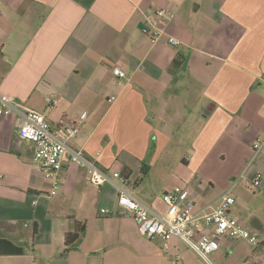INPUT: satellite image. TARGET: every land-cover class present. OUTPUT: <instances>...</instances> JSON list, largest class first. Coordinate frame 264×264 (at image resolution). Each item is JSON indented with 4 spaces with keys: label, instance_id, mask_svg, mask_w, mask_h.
<instances>
[{
    "label": "crops",
    "instance_id": "crops-1",
    "mask_svg": "<svg viewBox=\"0 0 264 264\" xmlns=\"http://www.w3.org/2000/svg\"><path fill=\"white\" fill-rule=\"evenodd\" d=\"M159 7L176 12L165 29L179 46L151 40ZM115 68L128 74L121 85ZM0 93L53 124L83 120L73 146L106 171L129 169L133 194L155 210L168 191L210 210L232 190V213L263 244L222 242L216 258L264 264V154L254 151L264 140V0H0ZM19 126L16 114L0 116V264H203L177 238L144 237L115 189L77 164L65 163L51 196ZM147 160L187 173L174 170L177 181L149 196L133 169ZM76 223L86 232L65 253Z\"/></svg>",
    "mask_w": 264,
    "mask_h": 264
},
{
    "label": "built area",
    "instance_id": "built-area-1",
    "mask_svg": "<svg viewBox=\"0 0 264 264\" xmlns=\"http://www.w3.org/2000/svg\"><path fill=\"white\" fill-rule=\"evenodd\" d=\"M177 14L174 10L159 7L148 18L152 29L153 42L167 36L168 43L179 46L181 41L169 35L166 25L172 23ZM163 23L164 25H162ZM113 74L121 85L128 74L115 68ZM115 97L109 99L114 101ZM56 101L52 103L55 105ZM16 114L20 119L18 135L34 145L32 161L45 179L52 184L50 195H56L62 186L61 172L65 163L77 164L86 169L89 181L96 187L111 186L117 193V206L120 213L133 218L139 232L149 240L169 242L173 238L181 240L194 251L205 264H221L216 254L222 248V242L235 243L245 240L258 246L259 236L244 225L231 211L236 203L232 190L224 194L210 210L198 209L193 199L180 191H168L162 195V210H155L141 202L132 192L130 179L122 171L109 172L100 167L96 158L87 155L82 149L73 146L79 135L83 120L62 119L51 123L46 116L34 110H23L8 96L0 93V116ZM255 154H264V140H259ZM262 176L253 178L250 190L260 189ZM103 214L109 210H101ZM168 248V245H165Z\"/></svg>",
    "mask_w": 264,
    "mask_h": 264
},
{
    "label": "rangeland",
    "instance_id": "rangeland-1",
    "mask_svg": "<svg viewBox=\"0 0 264 264\" xmlns=\"http://www.w3.org/2000/svg\"><path fill=\"white\" fill-rule=\"evenodd\" d=\"M174 162L175 161H171L168 164H159V163L156 164V163H150L148 160L145 161V164L149 166L148 167L149 171H148V174H145V176L142 177V180H143L142 185H141L142 192L146 193V195L148 194L149 196L161 194L162 183H170L171 181L172 182L177 181L176 176L174 178L172 176L173 179L169 177V175L174 170H175L176 175L178 172L183 177L185 175V173H187V172H185V170H182V168L180 171H178L179 169L176 167L177 164ZM133 166H134V168H133L134 169V176L135 177H141L140 170L136 167V165H133ZM212 166L209 168V172L217 174V176L221 175L225 171L224 166H221V167H216V166L214 167V165H212ZM260 244H263V242L261 241ZM187 248H188V246H187ZM198 259L200 262H203V264H205V262L200 257Z\"/></svg>",
    "mask_w": 264,
    "mask_h": 264
},
{
    "label": "trees",
    "instance_id": "trees-1",
    "mask_svg": "<svg viewBox=\"0 0 264 264\" xmlns=\"http://www.w3.org/2000/svg\"><path fill=\"white\" fill-rule=\"evenodd\" d=\"M145 167H147L146 164H143L142 172H141L142 177L145 176V174H146V168ZM122 172H123V174H124V176L126 178H129L130 175H131V172L127 168L123 169ZM138 182L139 181H137V183ZM85 232H86L85 223H76L74 231L66 234V238H65V245H66L65 253L69 252L70 250H72V249H74L76 247V245L78 244V242L80 241L82 236L85 234Z\"/></svg>",
    "mask_w": 264,
    "mask_h": 264
}]
</instances>
